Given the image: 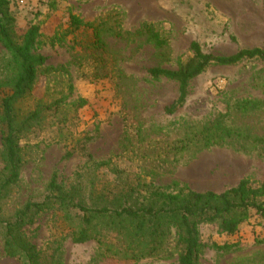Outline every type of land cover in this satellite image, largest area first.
<instances>
[{
    "label": "rangeland",
    "instance_id": "1",
    "mask_svg": "<svg viewBox=\"0 0 264 264\" xmlns=\"http://www.w3.org/2000/svg\"><path fill=\"white\" fill-rule=\"evenodd\" d=\"M9 9L19 34L40 27L37 52L49 70L39 75L34 98L23 108L39 101L51 108L20 142L24 164L4 217L43 201L55 174L86 199L137 185L222 193L243 179L264 183V146L233 140L204 149L194 140L198 128L220 116L228 128L264 138V107L247 114L235 108L238 101L264 100V62L210 67L191 81L185 106L172 115L166 109L179 96L178 83L150 74L157 67L177 69L192 56L194 42L214 56L264 49V0H9ZM72 15L94 25L114 18L104 27V48L94 46L91 29H71ZM114 23L132 33L151 23L168 48L140 37L118 40L107 31ZM9 59L0 45V68ZM100 163L109 166L97 168ZM198 230L204 244L200 264H264V222L255 211L233 236L217 225ZM26 233L48 255L60 242L64 264H178L173 239L171 258L160 254L140 263L108 258L94 241L73 244L53 212L39 216ZM0 264H21L5 256L1 239Z\"/></svg>",
    "mask_w": 264,
    "mask_h": 264
},
{
    "label": "trees",
    "instance_id": "2",
    "mask_svg": "<svg viewBox=\"0 0 264 264\" xmlns=\"http://www.w3.org/2000/svg\"><path fill=\"white\" fill-rule=\"evenodd\" d=\"M114 21L111 17L94 25L72 15L70 27L91 29L94 46L102 49L104 27ZM153 26L144 23L132 33L123 32L120 23H114L107 31L118 40L129 36L146 38L158 49H167L168 41ZM39 28L31 25L19 34L10 13L9 0H0V45L10 56L6 66L0 68V239L6 257L18 259L21 264H64L60 242L54 243L56 248L48 255L39 250L26 233L39 216L50 212L60 216L73 244L94 241L106 257L137 263L160 254L171 258L169 247L173 239L178 264H200L204 247L198 230L201 226L217 225L220 233L233 236L250 219L251 211L264 222V183L254 186L249 179L241 180L222 193H201L187 187L169 193L161 188L149 190L140 185L129 186L117 194L92 193L87 197L88 203L80 190L67 188L59 182L57 174L49 181L48 195L43 201L27 202L14 216L4 217V203L19 183L24 164L20 142L31 129L41 124L43 115L51 108L41 101L32 109L23 108L34 98L39 75L49 73L46 57L37 52ZM191 50L192 56L177 69L157 67L150 70L152 78H165L179 85L177 100L166 109L169 115L185 106L191 81L210 67H230L244 61L264 62L262 48L241 49L231 56H214L204 53L200 44L194 42ZM261 89L264 94V85ZM263 107L264 100H243L235 104L236 110L243 114L260 111ZM194 140L204 149L233 140L264 146V138L228 128L225 116L198 128ZM104 166L109 164H96L97 168Z\"/></svg>",
    "mask_w": 264,
    "mask_h": 264
},
{
    "label": "built area",
    "instance_id": "3",
    "mask_svg": "<svg viewBox=\"0 0 264 264\" xmlns=\"http://www.w3.org/2000/svg\"><path fill=\"white\" fill-rule=\"evenodd\" d=\"M21 2L24 4L26 2V0H21Z\"/></svg>",
    "mask_w": 264,
    "mask_h": 264
}]
</instances>
